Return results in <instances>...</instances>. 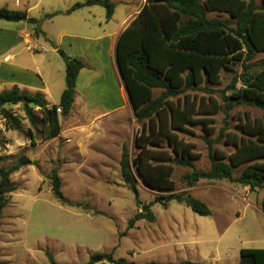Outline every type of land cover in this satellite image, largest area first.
I'll return each mask as SVG.
<instances>
[{"label":"rangeland","instance_id":"1","mask_svg":"<svg viewBox=\"0 0 264 264\" xmlns=\"http://www.w3.org/2000/svg\"><path fill=\"white\" fill-rule=\"evenodd\" d=\"M6 1L13 4L12 0ZM85 1L41 0L45 9L37 8L32 11L31 18L28 19L32 22L27 20L22 24L36 28L40 35H44L42 32L46 31L56 43L67 44L68 40L62 38V34L74 32L73 24H80L82 27L88 25L84 18L90 15V9L78 10L72 16L63 12L55 17L48 15ZM122 1L124 0L115 2L118 9L113 24L118 23L139 5V0H129L128 5ZM3 2L5 0H0V5ZM92 9L96 11L94 20L101 19L102 15L106 16L104 7L97 5ZM0 21L17 31L18 23ZM4 33V29L0 28V40ZM11 34L13 40L16 33ZM44 38L45 36L40 37L52 51V43H46ZM103 50L104 56L107 57V49ZM17 51L21 52L22 58L28 60V64L32 65L36 58V63H41V68L48 67L45 58L47 53L30 52L25 43H20ZM14 53L16 51L12 55ZM17 57L11 61L12 64H21ZM262 61L264 53L251 62L254 65L251 70L259 71ZM31 65L29 68H35ZM1 66L0 61V69ZM242 72V65L236 64L221 73L220 83L203 84L189 92L191 97L196 96L198 101L203 97L207 103L212 98L221 106V110L216 114L198 115L207 118L208 125L189 124L186 130L179 133V136L193 144V150L201 155L199 159L194 160V166L198 170H208L211 166L207 139L229 156L236 150V146L227 142L225 135L231 133L239 136L247 115L251 120L264 118L263 109L245 104L237 105L228 114L225 113V97L231 93L227 91L228 86ZM61 75L63 83L66 82V71L65 75ZM108 76L107 81L96 80L92 83L90 91L87 90V93L93 95L92 99H88V109L97 111L101 106L108 110L123 105L117 91V83ZM19 78L20 75L17 74L9 79ZM58 79L59 76L52 83H57ZM81 85L83 86V83ZM14 86L16 85L5 84L0 87V92ZM53 91L55 92V89ZM160 93L161 90H156L155 97ZM183 98L184 95L181 96L182 102ZM82 99L81 95L76 94L72 111L69 115L61 117L62 131L66 132L71 128H83L96 122L101 126L96 130L99 141L92 147L88 144L82 150L67 146L64 140H60L61 135L54 144H51L53 140L45 141L41 121L36 128H32L31 134V124L26 119L21 105L9 107L12 113L22 120L19 131L7 130L6 121L0 113V129L5 132L4 139L11 141L13 147V154L9 155V148H6V145L0 146V168L8 170L22 160L30 161L11 176L17 190L9 197L2 219L0 254L3 260H10L8 264H50L46 256L49 251L58 264H85L95 252L114 251L115 258H125L139 264H179L184 261L239 264L243 248H264V213L261 209L264 192H251L249 187L228 181L202 180L189 187L184 181V174L190 170L182 167H176L172 175L176 185L174 193H190L199 198L208 204L212 215L201 216L177 201H171L166 208L163 198L167 197L168 192L150 188L133 169L138 198L146 204L157 198H160L161 202L152 207L156 216L154 223L141 220L134 228L129 229V221L139 209L135 192L123 180L120 162L124 146H127L133 162L138 152L135 139L143 130L144 123L136 120L128 96V104L124 109L105 115L98 114L93 109L84 114L81 108L83 105L80 104ZM38 116L41 119L42 113L38 112ZM84 138L85 136L78 142L83 144ZM104 142L107 145H103ZM103 147L107 152L101 150ZM239 171H235V176L239 175ZM54 172L62 180L64 195L72 203L81 206L69 207L54 198L50 181ZM86 205H90V208Z\"/></svg>","mask_w":264,"mask_h":264},{"label":"trees","instance_id":"2","mask_svg":"<svg viewBox=\"0 0 264 264\" xmlns=\"http://www.w3.org/2000/svg\"><path fill=\"white\" fill-rule=\"evenodd\" d=\"M97 5L106 9L107 20L113 17L116 5L112 0H86L64 13L69 15ZM59 14L56 12L48 17ZM0 19L18 23L29 18L27 11L0 8ZM37 33H40L39 30ZM263 53L264 0H147L117 45V62L134 116L138 122L144 123L143 130L135 139L138 152L133 162L127 146L123 147L120 162L123 180L135 192L139 209L130 219L129 229L141 220L154 223L156 216L152 207L161 202L157 198L146 204L138 198L133 169L150 188L168 192L163 198L166 208L171 201H177L201 216L212 215L207 203L190 193H174L176 185L172 175L176 167L190 170L184 174V181L189 187L202 180L228 181L249 187L251 192H264V118L251 120L247 115L239 136L225 135L226 141L236 146L229 156L207 139L211 160L208 170L195 168L194 160L201 155L193 150V144L179 136L189 124L208 125V119L199 117V114H216L221 110L216 100L211 98L206 103L202 97L198 101L189 92L203 84L220 83L221 73L236 64L242 65L243 72L228 86L227 91L231 93L225 97V113L244 104L264 110V61L259 71L251 70L254 67L251 62ZM63 54L66 88L59 104L49 106L43 93H29L18 86L0 92V113L6 121L7 130L21 129L22 120L9 109L21 105L31 124V134L32 128H36L41 121L45 141L61 135L60 116L65 117L72 111L77 80L85 68L82 58ZM156 90H161L158 97H155ZM58 109H61L60 113ZM38 112L42 113L41 119ZM5 144L6 139L0 129V146ZM29 163L22 160L8 170L0 168V232L3 211L8 206L9 197L17 190L11 176ZM236 170H240L237 176ZM50 181L53 196L58 202L69 207L81 206L64 195L62 180L56 172L51 174ZM86 207L90 208V205ZM261 209L264 213V197ZM46 256L50 264H58L51 252L47 251ZM0 264H6L1 255ZM85 264L139 263L117 259L112 251L95 252ZM179 264L202 263L184 261ZM239 264H264V248H243Z\"/></svg>","mask_w":264,"mask_h":264},{"label":"crops","instance_id":"3","mask_svg":"<svg viewBox=\"0 0 264 264\" xmlns=\"http://www.w3.org/2000/svg\"><path fill=\"white\" fill-rule=\"evenodd\" d=\"M12 1L13 4H10L8 1L5 0V2H3L2 5H0V8H7L13 11H27L28 18H31V12L36 10L37 8L45 9L43 8L44 6H42L41 0H37V1L12 0ZM112 1L113 3H115L117 0H112ZM122 2L126 3L127 5L129 4L128 3L129 0L127 1L124 0ZM146 2L147 0H139L138 7L135 10L130 11L122 20L118 21V23L116 24H113L112 22H115V17L117 16V9H118L117 6L115 7V12L113 17L110 20H107L106 16L103 17L102 15L101 19L97 21L93 19L94 17H96L95 15L96 11L92 9L97 6L87 7L90 9V11H88L90 15L85 16L84 18L85 22L88 24V25L85 24L83 26L86 31L82 30L83 27L80 24L78 26L76 23H75L76 25L73 24V27L75 28L74 32H69V34L68 33L62 34V38H66L68 40L67 44H62L61 42L56 43L55 40L53 41L51 36H49L46 31L42 32L44 33V35L43 34L40 35L37 33L36 28H30L29 26H25L24 24H22V22H18L16 27L17 31H15L12 27H10V25L7 26L4 25V23H0V28H3L5 31L4 35L0 40V59H1L0 61L2 64L1 66L2 68L0 69V87H2L5 84H10V85L19 86V88L21 87L20 88L21 90L27 91L29 93L41 92L44 94L49 106L59 104L61 100V96L66 87V82H64L65 83V87H64V83L61 79L62 76L61 74L63 73L65 75V61L63 54L65 53V55L69 57L82 58L85 62V68L79 74L77 80V88H76V94L81 95L83 98L80 103L81 105L84 106V107L81 106V108L83 109L82 112H84V114L88 112L90 113V110L92 111L93 109V108L91 109L87 108L89 107V103H90L88 99L93 98L92 93H87V90L90 91L92 87V83L95 82L96 80L98 81L104 79L107 81V79L109 78L108 75H110L111 76L110 78L117 83L116 84L118 87L117 91L119 93L121 100L123 101V105L120 108H112V109L109 108L108 110H104V108L100 106V108H98L97 111L94 109L93 110L94 112L103 115L110 114L115 111L120 112L122 109H124L127 106L128 104L127 96L129 98V95L117 62V45L123 32L137 18V16L140 14ZM72 6L73 5H71L69 8H71ZM67 9L58 12L64 13L65 11H67ZM77 12L78 10L68 16L75 15ZM90 20H94V21L88 22ZM12 32L16 33V36L14 37L13 40L11 37ZM41 36H45L44 41H46V43L48 42L52 43L53 46L52 51L40 39ZM20 43L27 44V50H29L30 52L47 53L48 55H46L45 58L48 61V67L42 66L43 68H41V63H36L37 60L34 56L32 57L33 59L35 58L34 63L32 65L28 64V60L22 58L20 56L21 52L19 53V51H17ZM105 48L107 49V57L104 56L103 49ZM15 51L16 53L12 55V53ZM16 57L20 59L19 63L21 64L11 63V61L15 60ZM29 65L35 68L31 69L29 68ZM17 74L20 75V78L18 80L9 79L11 76H16ZM58 76H59L58 82L52 83V81L56 79V77ZM82 83L83 86L81 85ZM53 89H55V92L53 91ZM6 90H10V89H6ZM61 117L62 116H60V121L62 123ZM87 125L86 127L83 128L82 127L71 128L68 130V132L62 131L61 133L62 139L60 140H64L67 146L74 147L80 150L87 147L88 144L89 146L92 147L95 143L99 141L100 137L99 138L96 137L97 134L96 130L100 129L101 126L97 122L94 124H87ZM83 136H85V138L83 144H81V142L78 141L79 140L82 141L81 138ZM101 140L103 139L101 138ZM56 141L57 138L53 139V141H51V144L52 142L54 144ZM31 142L32 140L30 141V144ZM5 145L6 148H9L7 154L9 155L13 154V150H12L13 147L11 141L6 140ZM103 145H107V144H105L104 142ZM101 150L107 152L106 149H104V147ZM22 168H20V170ZM3 215H4V211H3ZM126 260H128L129 262H133V260H129V259ZM2 261H4L6 264H8V262L10 263V260L2 259ZM169 264H173V263H169Z\"/></svg>","mask_w":264,"mask_h":264},{"label":"built area","instance_id":"4","mask_svg":"<svg viewBox=\"0 0 264 264\" xmlns=\"http://www.w3.org/2000/svg\"><path fill=\"white\" fill-rule=\"evenodd\" d=\"M58 112L60 113L61 112V109H58Z\"/></svg>","mask_w":264,"mask_h":264},{"label":"water","instance_id":"5","mask_svg":"<svg viewBox=\"0 0 264 264\" xmlns=\"http://www.w3.org/2000/svg\"><path fill=\"white\" fill-rule=\"evenodd\" d=\"M29 22H32V20H28Z\"/></svg>","mask_w":264,"mask_h":264}]
</instances>
